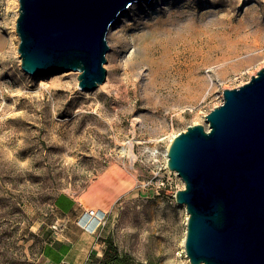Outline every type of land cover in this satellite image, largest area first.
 <instances>
[{
	"label": "rangeland",
	"instance_id": "1",
	"mask_svg": "<svg viewBox=\"0 0 264 264\" xmlns=\"http://www.w3.org/2000/svg\"><path fill=\"white\" fill-rule=\"evenodd\" d=\"M18 6L0 0V264H99L107 237L132 264H189L183 180L166 173L158 193L142 182L174 135L207 125L223 89L264 66V0L132 3L107 31L106 78L91 90L74 70L52 82L21 68ZM98 207L99 224H81ZM42 224L67 257L39 252Z\"/></svg>",
	"mask_w": 264,
	"mask_h": 264
},
{
	"label": "water",
	"instance_id": "2",
	"mask_svg": "<svg viewBox=\"0 0 264 264\" xmlns=\"http://www.w3.org/2000/svg\"><path fill=\"white\" fill-rule=\"evenodd\" d=\"M18 0L20 66L40 75L75 70L78 87L106 78L107 31L134 2ZM172 137L167 166L183 180L189 264H264V66Z\"/></svg>",
	"mask_w": 264,
	"mask_h": 264
},
{
	"label": "trees",
	"instance_id": "3",
	"mask_svg": "<svg viewBox=\"0 0 264 264\" xmlns=\"http://www.w3.org/2000/svg\"><path fill=\"white\" fill-rule=\"evenodd\" d=\"M16 207L20 208V205L19 206L17 205ZM39 230L42 233V242H39V244H38L39 245L38 246L39 252L45 254L46 256L52 257L53 260H58L59 255L51 254V252H50L51 248L48 246V244L50 243L51 247H55L57 245L56 244L57 242L53 238L49 237L50 231L46 230L44 224L39 226ZM44 237L46 240L45 245H43V241H44L43 238ZM105 242H106V245H105V248L103 250V256L100 259L99 264H132L128 255L121 253L111 238H109V237L105 238ZM63 250L66 251L67 248L64 247ZM27 264H33V262L30 261Z\"/></svg>",
	"mask_w": 264,
	"mask_h": 264
},
{
	"label": "built area",
	"instance_id": "4",
	"mask_svg": "<svg viewBox=\"0 0 264 264\" xmlns=\"http://www.w3.org/2000/svg\"><path fill=\"white\" fill-rule=\"evenodd\" d=\"M153 155L156 156V150L153 151ZM156 158H154V159H156ZM160 171H162L163 174L158 175V173ZM166 173L178 176L175 171L170 170L168 168V166H167V155L165 153L164 161L160 163V165L158 166V169L156 171H153V175H151L145 182H142V186L152 185L153 187L157 188L156 191H153V193H155V192L158 193V189L164 187L168 183L170 178H172V176L169 177V175H166ZM94 211H95V209L90 208L86 212L91 214V213H94Z\"/></svg>",
	"mask_w": 264,
	"mask_h": 264
},
{
	"label": "bare ground",
	"instance_id": "5",
	"mask_svg": "<svg viewBox=\"0 0 264 264\" xmlns=\"http://www.w3.org/2000/svg\"><path fill=\"white\" fill-rule=\"evenodd\" d=\"M66 73L68 74L70 72H66ZM74 73L76 75H78L79 71L78 70L77 71L74 70ZM42 75L44 76V74H42ZM47 75L51 76L50 81H52V82L55 81V79L59 76V75H53V74H47ZM101 85H102V83L99 86H101ZM103 215H104V211L101 210V209H96L94 211V213H91V214L88 213V212H85L82 215V217L80 218V222L85 227H87L89 229H93L99 224V222L102 219ZM183 242H184V239H183Z\"/></svg>",
	"mask_w": 264,
	"mask_h": 264
},
{
	"label": "crops",
	"instance_id": "6",
	"mask_svg": "<svg viewBox=\"0 0 264 264\" xmlns=\"http://www.w3.org/2000/svg\"><path fill=\"white\" fill-rule=\"evenodd\" d=\"M61 202H62V206H63V211L64 212H67V211H69L70 209H72V208H74V199H72V198H66L65 200L63 199V198H61ZM70 203H71V205H70ZM69 204V205H68ZM98 209H100L99 207H98ZM48 246L51 248V250H50V252L53 250V252H51V254H57V255H59V259L58 260H60V259H64V257H67L66 255L68 254V252H69V247H68V244L67 243H65V242H62V244H61V246L59 247V246H55V247H51V245H50V243L48 244ZM64 247H66L67 248V250L65 251V250H63L64 249ZM47 257V259L50 261V262H53V261H58V260H53L52 259V257H50V256H46Z\"/></svg>",
	"mask_w": 264,
	"mask_h": 264
}]
</instances>
